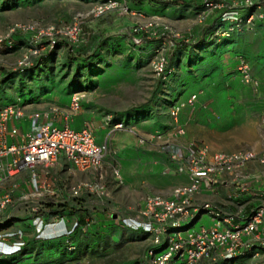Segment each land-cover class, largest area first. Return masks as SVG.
Listing matches in <instances>:
<instances>
[{
    "label": "rangeland",
    "instance_id": "rangeland-1",
    "mask_svg": "<svg viewBox=\"0 0 264 264\" xmlns=\"http://www.w3.org/2000/svg\"><path fill=\"white\" fill-rule=\"evenodd\" d=\"M134 1L126 3L133 5ZM98 3L20 0L14 7L0 5V34L15 22H36L40 29L54 26L61 30L76 24V33L61 37L51 50L43 41L44 49L23 70L16 68V63L28 52L29 34H16L15 39L24 43L0 51V104L17 103L25 114L46 112L54 106L67 109L71 92H83L77 115L67 122L57 121L89 125L96 140L108 144L102 162L106 196L101 199L86 194L91 200L90 214L85 215L88 226L79 232L75 249L65 255V260L53 264H152L148 256L151 236L141 214L144 199L153 194L169 197L175 185L187 180L173 174L174 162L161 150V143L183 147L203 144L212 152L251 149L264 154V130L260 127L263 97L241 80L236 69L240 56L248 62L253 76L264 78V65L259 62L264 57V29L259 33L255 26L204 49L201 44L211 40L213 26L208 37V25L197 26L198 36L203 37L198 39L197 24L175 15L162 17L172 28L195 35L189 54L174 52L168 56L175 66L173 75L163 80L154 75L149 64L156 41L140 49L131 48L132 29L143 20L122 16L115 9L95 15ZM140 12L145 17L151 15ZM147 44L152 47L147 48ZM166 47L169 54L173 48ZM193 93L198 94L196 102L184 105L178 114L184 134L177 136L171 127L170 107ZM109 115L122 121L123 127L113 129L106 123ZM153 132L161 138L139 142ZM113 166L119 169L121 183L113 178ZM52 177L63 187L92 175H70L66 168ZM109 216H114L115 223ZM199 225L197 222L194 227ZM15 264L51 263L34 257Z\"/></svg>",
    "mask_w": 264,
    "mask_h": 264
},
{
    "label": "built area",
    "instance_id": "built-area-1",
    "mask_svg": "<svg viewBox=\"0 0 264 264\" xmlns=\"http://www.w3.org/2000/svg\"><path fill=\"white\" fill-rule=\"evenodd\" d=\"M199 1L204 8L199 21L213 10L224 9L210 36L214 41L252 30L256 20L264 19V0H232L229 3ZM112 9L122 16L143 20V24L136 23L138 26L132 29L131 48L140 49L147 42L156 41L152 47L150 67L156 77L163 80L169 78L174 68L169 65L166 46L193 44L194 33H182L172 28L157 14L145 17L140 11H134L126 0H101L93 13L100 15ZM73 32L76 33L75 23L67 30H61L54 26L40 29L36 22H15L0 34V51L20 47L15 35L29 34L28 52L16 63V68L23 70L31 63V58L44 49L43 41L51 50L61 37ZM167 37H170L169 41ZM236 69L245 84L254 91L262 89L264 93V80L253 76L245 59L238 58ZM83 97V92L74 91L69 96L67 109L54 106L46 112L31 111L26 114L17 103L0 104V214L9 206H17L30 216L34 225L40 224L35 228L36 232H40L44 221L39 214L49 213V225H55L63 218L59 213L49 212V204H67L77 208V200L82 192L101 199L106 196L102 162L108 151L107 142H98L88 125L74 129L66 123L60 126L54 124L57 118L67 122L76 116ZM197 97L198 94L193 93L184 102L172 103L170 117L175 135L184 134V129L177 121L180 109L184 105L194 104ZM22 118L26 121L24 128H20ZM105 119L113 129H120L124 125L120 120L113 121L110 115ZM260 127L264 130V106ZM160 138V134L153 132L141 137L139 142L148 143ZM160 148L174 162L173 174L183 175L187 180L175 185L169 197L153 194L144 199L141 214L151 235L148 256L152 264H200L203 261H215L218 257L233 260L246 249H252L253 256L258 254V250H264V229H260L264 218L263 207L255 208L248 214L240 207L233 212L222 213L213 202L194 203L195 195L203 189L213 190L227 181L228 185L245 190L244 169L247 163H264V154L251 149L212 152L203 144L183 147L161 143ZM58 158L64 160L70 175L85 173L92 177L66 184L60 192L51 189L45 176ZM111 173L115 181L121 183V174L116 166L112 167ZM261 191L264 192V186ZM227 199L235 202L231 194L227 193ZM201 215L213 218L214 223L194 227ZM69 233L61 235L68 237ZM14 236L17 239L12 249H0V255L17 253L23 244L21 234L0 232V242H7ZM68 249H73V246Z\"/></svg>",
    "mask_w": 264,
    "mask_h": 264
},
{
    "label": "crops",
    "instance_id": "crops-1",
    "mask_svg": "<svg viewBox=\"0 0 264 264\" xmlns=\"http://www.w3.org/2000/svg\"><path fill=\"white\" fill-rule=\"evenodd\" d=\"M76 1L81 3H93L101 0ZM214 1L219 3H229L232 0ZM129 6L132 9L143 11L146 14H157L161 17H164L165 19H167L168 17H173L172 15H175L176 17H179L181 19L187 18L188 22L192 21L194 24H197L195 27V34L197 38L199 37L198 39H203V37L198 36L197 26L208 25L207 28L209 31H205V33L207 32L205 37H208L211 32L212 26H216L220 14L224 11V9L213 10L212 13L203 18V20L199 21V15L204 9L199 0H170L167 2H157L155 0H136L134 1L133 5ZM255 26H258L259 33L260 31H263L264 19L256 20L253 27ZM239 33L243 34L245 33V31ZM151 45L152 44H147L146 46L147 48H151L152 46H154ZM191 47L192 46L179 48L173 46V49L168 55L171 57L174 52V55H176V52L189 54ZM238 58L242 57L239 56ZM172 60L169 62V65L174 67L175 65ZM259 62L264 65V57H261V61ZM260 80H264V78H261ZM257 92L262 95L264 106V93L262 89H259ZM54 124L57 126L63 125L62 122L59 123L58 121L54 122ZM70 125L69 126L74 129L81 128L75 121L71 122ZM20 128H24V125H22V123H20ZM260 165L262 166L264 165V163H259L256 161L247 163L244 169V173L246 174V178L244 180V184L246 186L245 190H241L236 186L233 187L231 185H228L227 181L225 185L220 184L213 190L203 189L200 193L195 195L194 203L200 204L205 201L213 202L221 209L222 213L233 212L237 207H240L245 214L250 213L253 209L258 207L264 208V192L261 191L262 187L264 186V171H260L261 169H264V167L261 168ZM66 168L67 165L62 158H58L50 167V170L49 172H47L45 177L51 189L55 191L59 190V192L62 191L63 187H61V184L55 181V178L53 179L52 176L53 173H61ZM227 193L234 196L235 202L233 200L230 201L227 199ZM86 194L87 193L85 192H82L80 194V197L77 200V202L80 203V207H77L78 209L72 210V208H70L72 206L69 207L67 205L68 207L66 206V209L63 212L64 214L62 215V220L55 225L48 224L47 221H49L50 218L49 213H42L43 215L39 214V216H41L44 221L43 225H41L40 232L35 231V228L40 225L39 223L37 225H34L33 220L28 214L20 210L17 206H9L3 213L0 214V232L10 231L21 234L20 238L22 239L23 244L20 248L21 252L13 255H2L0 256V262L2 261L4 264V262L10 261L11 257L15 258L14 261L18 262L21 260H25L26 258L30 259L34 257H43L44 261H49V263L51 264L55 263L57 260H65L64 257L67 252L63 250V248L59 245V241L55 238L65 232L73 231L75 234H79L80 230L83 231L85 229V226H88L85 215L90 214L89 210L91 209V200L89 197H87ZM109 218L114 222V216L113 218L112 216H109ZM197 222L201 223V225L207 226L212 225L214 223V220L209 216L201 215L195 221V223ZM260 229H264V218L263 222L260 225ZM143 233L145 232L143 231ZM16 239L17 237L14 236L7 240V242H0V249L10 251L12 249V244ZM57 249H59V254L57 253ZM51 257H53L54 259L51 260ZM13 264L15 263L13 262ZM200 264H264V250H258V254L256 256H253V250L246 249L233 260H226L218 257L215 261H203Z\"/></svg>",
    "mask_w": 264,
    "mask_h": 264
},
{
    "label": "trees",
    "instance_id": "trees-1",
    "mask_svg": "<svg viewBox=\"0 0 264 264\" xmlns=\"http://www.w3.org/2000/svg\"><path fill=\"white\" fill-rule=\"evenodd\" d=\"M1 6L4 8V7H14L16 6L18 3H20V0H1ZM36 1H39V0H21V2H28V3H34ZM0 6V7H1ZM236 34H239V33H235ZM16 36V35H15ZM233 36V35H232ZM232 36L228 37V38H223L221 41H227L229 39L232 38ZM15 38V37H14ZM16 40V39H15ZM17 41V44L20 46L24 43V41L22 40H16ZM216 43V41H211V40H207L206 44L205 43H202L201 46H203V48L205 49L206 47H209L212 43ZM188 46H193V44H190V45H187V44H182L180 46L181 47H188ZM195 47L196 46H199L197 44L194 45ZM212 46V45H211ZM210 46V47H211ZM15 48H18L17 46L13 47V49ZM171 66V65H170ZM173 75V72L170 74L169 78ZM75 91V90H74ZM72 91V92H74ZM77 91V90H76ZM71 92V93H72ZM113 121L115 120H119L118 118H112ZM122 122V121H121ZM66 206L67 204H59V205H54V204H49L48 205V211L51 212V213H59L60 215H63L64 213V210L66 209ZM68 207V206H67ZM70 207V206H69ZM80 207V203L78 202V208ZM73 209H78V208H74V207H70ZM82 230H80L81 232ZM78 234H75L73 231L69 233V236L68 237H65V236H57L55 239H57L59 241V245L63 248L64 251H66L67 253H70L72 252L74 249H75V246H76V243H75V238L77 237ZM70 246H73V249L69 250L68 248ZM21 252V250H19L17 253ZM17 253H14V254H17ZM10 255H13V254H10ZM2 256V255H0ZM15 258L11 257L10 261L8 262H4V264H13L18 262V261H14ZM0 264H3V262L1 261Z\"/></svg>",
    "mask_w": 264,
    "mask_h": 264
}]
</instances>
